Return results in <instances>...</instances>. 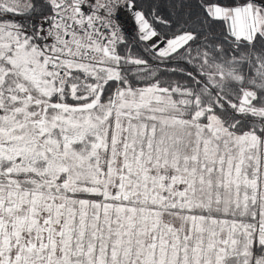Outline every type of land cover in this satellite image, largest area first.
<instances>
[{
  "label": "snow or ice",
  "instance_id": "obj_1",
  "mask_svg": "<svg viewBox=\"0 0 264 264\" xmlns=\"http://www.w3.org/2000/svg\"><path fill=\"white\" fill-rule=\"evenodd\" d=\"M0 264H264V0H0Z\"/></svg>",
  "mask_w": 264,
  "mask_h": 264
}]
</instances>
